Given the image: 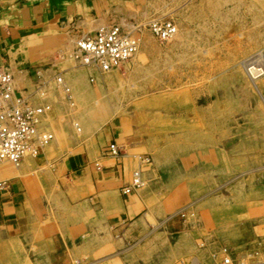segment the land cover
<instances>
[{"label": "rangeland", "instance_id": "rangeland-1", "mask_svg": "<svg viewBox=\"0 0 264 264\" xmlns=\"http://www.w3.org/2000/svg\"><path fill=\"white\" fill-rule=\"evenodd\" d=\"M110 5L120 19L105 26L136 28L138 52L100 79L70 44L45 39L24 95L50 107L46 148L59 143L49 160L72 152L73 139L98 151L115 141L131 174L142 168L143 207L108 219L44 176L34 208L48 217L20 239L0 232V264H169L195 253L218 264L264 260V76L254 81L246 65L264 67V0ZM157 18L175 22L171 39L147 27Z\"/></svg>", "mask_w": 264, "mask_h": 264}, {"label": "crops", "instance_id": "crops-1", "mask_svg": "<svg viewBox=\"0 0 264 264\" xmlns=\"http://www.w3.org/2000/svg\"><path fill=\"white\" fill-rule=\"evenodd\" d=\"M110 1L0 0V66L12 69L18 92L30 91L37 70L34 65L41 57V41L62 39L73 47L98 26L120 19L114 8L110 9ZM20 64L28 67L20 69ZM96 73L100 79L106 78L101 71ZM72 142L74 150L59 161L48 158L49 151L57 149V141L35 158L26 159L20 167L9 162L0 165V180L12 179L0 190L1 233L20 239L36 226L34 223L48 217L45 211L34 208V201L40 198L35 196L43 191L36 187V181L44 176L54 182L52 188L58 184L68 201L88 202L103 209L108 219L127 220L139 214L144 193L121 192L132 176L125 161L128 155L122 149L120 159L106 155L104 148L109 143L98 151L86 144L80 146L74 139ZM215 260L208 253H195L169 264H218Z\"/></svg>", "mask_w": 264, "mask_h": 264}, {"label": "built area", "instance_id": "built-area-1", "mask_svg": "<svg viewBox=\"0 0 264 264\" xmlns=\"http://www.w3.org/2000/svg\"><path fill=\"white\" fill-rule=\"evenodd\" d=\"M147 27L161 40L171 39L177 32L175 22L168 18L153 19ZM140 44L141 37L136 28L128 30L114 24L79 38L70 56L81 66L105 72L128 62L138 52ZM49 108L48 105L31 103L28 96L18 92L12 69L0 66V161L21 166L26 159L35 158L50 144L54 133L46 123ZM104 153L117 159L123 155L115 141L105 146ZM140 159L141 162L147 160ZM132 175L131 181L123 186L125 194L132 193L144 183L140 166ZM6 186L5 181H0V190ZM224 264H264V260L238 261L226 256Z\"/></svg>", "mask_w": 264, "mask_h": 264}, {"label": "bare ground", "instance_id": "bare-ground-1", "mask_svg": "<svg viewBox=\"0 0 264 264\" xmlns=\"http://www.w3.org/2000/svg\"><path fill=\"white\" fill-rule=\"evenodd\" d=\"M246 65H247V71H248L251 79H253L254 81H257V80H259V78H262V76H264V67H259L258 65H253L251 62H247ZM98 71H100V70H98ZM110 71H112V70H110ZM105 72H108V71H105ZM0 162H7V161H0ZM16 167H20V166H16ZM0 181H4V180H0Z\"/></svg>", "mask_w": 264, "mask_h": 264}]
</instances>
